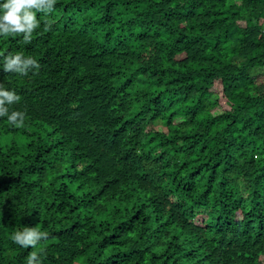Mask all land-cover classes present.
<instances>
[{
	"label": "trees",
	"instance_id": "obj_1",
	"mask_svg": "<svg viewBox=\"0 0 264 264\" xmlns=\"http://www.w3.org/2000/svg\"><path fill=\"white\" fill-rule=\"evenodd\" d=\"M0 53V264H264V0H56ZM45 19L47 27H45ZM38 226L36 249L11 240Z\"/></svg>",
	"mask_w": 264,
	"mask_h": 264
},
{
	"label": "clouds",
	"instance_id": "obj_2",
	"mask_svg": "<svg viewBox=\"0 0 264 264\" xmlns=\"http://www.w3.org/2000/svg\"><path fill=\"white\" fill-rule=\"evenodd\" d=\"M56 0H0V36L22 37L25 44H30L33 34L41 26V19L37 13L47 18L53 12ZM45 19V27H47ZM38 61L32 56H25L23 52L0 53V68L3 72L16 73L27 76L30 71L38 70ZM20 95L15 90L6 89L0 84V118L6 117L7 123L12 127H22L25 123L26 113L12 110L10 106L19 103ZM48 233L40 227L21 226L14 227L11 240L22 248L36 249L42 240L47 239ZM40 251H31L26 257V264H42Z\"/></svg>",
	"mask_w": 264,
	"mask_h": 264
}]
</instances>
